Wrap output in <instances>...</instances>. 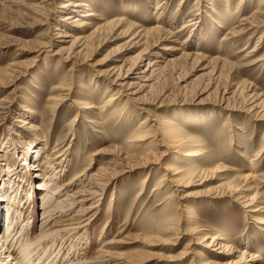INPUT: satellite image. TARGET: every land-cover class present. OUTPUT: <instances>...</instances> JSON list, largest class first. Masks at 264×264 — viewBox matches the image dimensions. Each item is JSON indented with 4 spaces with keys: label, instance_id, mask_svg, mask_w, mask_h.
<instances>
[{
    "label": "rangeland",
    "instance_id": "rangeland-1",
    "mask_svg": "<svg viewBox=\"0 0 264 264\" xmlns=\"http://www.w3.org/2000/svg\"><path fill=\"white\" fill-rule=\"evenodd\" d=\"M19 1L0 0V189L4 180L8 184L4 189L10 184L19 192L12 206L6 199L0 208V222L4 224L10 206L12 214L20 210L13 233L25 224V233L33 239L44 221L37 183L45 177L49 180L46 190L59 188L53 198L69 196L63 208L53 211L45 228L80 224L76 230L57 231L36 241L30 263L233 264L238 260L237 264H264V221L260 222L264 220V183L258 190L263 199L255 198L248 207L242 200L252 196L251 189L241 188L240 199L228 190L217 192L220 183L240 184L239 176L256 166L264 168V113L259 118L256 112L264 108V99L260 101L264 98V59L253 60L264 53V28L251 26L233 39L222 36L260 1L80 0L85 4L73 7L76 11L71 15L89 9L94 13L82 27L63 21L71 8L70 4L60 6L66 0ZM104 20L111 24L105 25ZM59 21L78 38L74 43L71 37L57 36L52 27L61 26ZM184 21L187 26L181 27ZM220 21L226 26L220 27ZM155 24L164 28L165 39L157 42L151 41L157 32L143 36L141 30ZM171 45L176 48L165 50ZM181 50L190 57L181 59ZM157 51L162 53L160 69L150 75L144 71L145 75V57L153 58ZM213 56L219 61L212 60ZM123 79L135 84L124 89L118 84ZM131 90L136 92L134 97ZM114 95L116 102L107 103ZM148 114L157 121L167 116L181 123L210 152L193 163L199 169L192 180L204 181L185 188L196 191L188 197L195 221L174 224L172 230L159 226L177 211L178 191H173L167 202L172 207L165 212L168 191L158 183L163 174L167 176L163 166L176 153L166 149L153 126L146 133L149 123L140 121ZM138 135L144 139L138 144L130 141ZM36 146L42 148L34 172L18 171ZM253 157L257 165H250ZM13 170L20 176L10 183L8 172ZM95 170L113 177L106 185V178L88 179ZM92 180L103 183L100 195L87 192ZM28 190L32 197L27 199ZM212 234L224 238L219 239L222 246L205 245ZM173 235L179 237L175 240ZM220 248L227 252L215 251ZM214 256L216 260L221 257L220 263L212 262Z\"/></svg>",
    "mask_w": 264,
    "mask_h": 264
},
{
    "label": "bare ground",
    "instance_id": "bare-ground-1",
    "mask_svg": "<svg viewBox=\"0 0 264 264\" xmlns=\"http://www.w3.org/2000/svg\"><path fill=\"white\" fill-rule=\"evenodd\" d=\"M19 1V0H18ZM38 1V0H37ZM47 1V0H46ZM249 1H252V0H249ZM260 3L258 4V6H256V8L253 10V12L249 15H240L238 18H237V22H234V23H231L228 27L227 30H225V32L223 33V39H233L234 37H237L238 35H240L241 33H243L244 31H247L249 30V28L251 26H256V27H259V26H262L264 28V7L262 6L263 3H264V0H259ZM20 2V1H19ZM159 2L160 1H157V5H159ZM248 2V1H247ZM63 3V4H61ZM60 6H64V5H68L70 4L71 5V8L69 9V11L66 13V15H64L63 17V21L64 20H68L69 21V24L70 26H79V27H82V26H85L87 25L89 22L87 21V17L94 14L93 12H91V10H87L86 12H80V14H76V15H71L72 12L76 11L73 7H76V6H80V5H84L82 3V1L80 0H74L73 2L69 1V0H66V2H61ZM65 3V4H64ZM161 3V2H160ZM251 3V2H250ZM21 4V3H20ZM23 4V3H22ZM25 4V2H24ZM42 4V3H41ZM48 4V3H47ZM164 4V3H163ZM30 5V4H29ZM27 6V4H26ZM31 8V7H30ZM49 8V7H48ZM32 9V8H31ZM77 9V8H76ZM45 10V9H44ZM32 11V10H31ZM58 11V10H57ZM48 12V11H47ZM65 13V12H64ZM63 13V14H64ZM200 13V12H198ZM197 13V14H198ZM207 14V13H206ZM194 18V17H192ZM191 18V19H192ZM215 19V18H214ZM224 19V18H223ZM106 21V20H104ZM103 21V22H104ZM221 23H219V26L220 27H223V26H226V24L224 23V21H220ZM113 23V22H112ZM184 23V24H183ZM182 24L181 27H185L187 26L186 24V21H184ZM61 26H54L52 27L53 30H57L56 31V34L58 37H71L70 39L73 40V43L78 39L76 36L72 35L73 33L71 32V30H67L66 28H69L68 26H65L64 23L60 22L59 23ZM57 24V25H58ZM100 24V23H99ZM107 24H111V21H106L105 25ZM154 26V25H153ZM217 26V25H215ZM163 27V25H162ZM100 27L98 28H95L94 30H98ZM83 30V29H82ZM142 31V34L143 36L148 34V32L150 31H154V32H157V34H155V38L154 40H151V41H154V42H157V41H160L162 39H165L162 37V32L164 30V28H161V26L159 24H155V27H151L149 28L148 30L144 29V28H141ZM183 30V29H182ZM179 31V29L177 28V30H175V32ZM77 32V31H76ZM141 32V31H140ZM139 32V33H140ZM262 33L264 32V29L261 31ZM49 33V32H48ZM55 34V35H56ZM48 35V34H47ZM89 36V35H88ZM153 36V35H152ZM57 39V38H56ZM59 39V38H58ZM148 40H150L148 38ZM50 41V40H49ZM53 41V40H51ZM49 45V44H48ZM61 45V44H60ZM70 45V44H69ZM58 46V45H57ZM66 46V45H65ZM60 47V46H59ZM71 47V45H70ZM64 48V47H63ZM176 48V47H175ZM172 45L171 47H165V50H171V49H175ZM178 48V47H177ZM245 48V46H244ZM242 47V49H244ZM62 49V48H60ZM77 49V48H76ZM75 49V50H76ZM180 49V48H179ZM240 50V49H239ZM255 48H252L251 51H254ZM57 51V50H56ZM61 51V50H59ZM81 51V50H80ZM79 51V52H80ZM182 51V50H181ZM78 52V53H79ZM167 52V51H166ZM61 53V52H60ZM71 53V52H70ZM82 53V51H81ZM155 53V52H154ZM168 53V52H167ZM166 54V53H165ZM199 53L197 52V54H195V56H197ZM202 54V53H201ZM257 54V52L255 53ZM254 54V55H255ZM162 53L160 52H156V54L153 56V58L151 57L150 59L148 57H145L147 60H146V66L143 68L142 72L146 71V72H149L148 75L150 74H153L155 73L158 69H160L159 67L161 66V62L160 60L158 59L159 56H161ZM190 53L189 52H186V51H182L181 54H179V56L181 57V59L183 58L184 59H187L190 57ZM203 55V54H202ZM174 56V55H173ZM70 57V55H69ZM72 57H73V54H72ZM177 57V56H176ZM175 57V58H176ZM137 58V57H136ZM211 58V57H210ZM163 59V58H162ZM171 59V58H170ZM264 59V53L262 54V56H257L255 57L253 60L254 62H259L261 60ZM171 60H174V57L171 59ZM215 62H218L219 61V57H215L213 56V59ZM168 61H169V57H168ZM166 61V62H168ZM176 61V60H175ZM165 62V63H166ZM172 63V62H171ZM166 65V64H165ZM115 66V65H114ZM164 67V65H163ZM110 68V67H109ZM108 68V69H109ZM167 68V67H166ZM114 68H110L109 70H112V73L114 72L113 70ZM118 69V68H117ZM221 69V68H220ZM116 71V70H115ZM118 71V70H117ZM220 71V70H219ZM15 72V71H14ZM109 72V71H108ZM141 72V71H139ZM166 72V71H165ZM143 74V73H142ZM145 74V72H144ZM146 75V74H145ZM157 75V74H156ZM162 75V74H161ZM104 76V75H103ZM120 76V75H119ZM138 77L140 78V76L138 75ZM143 77V76H142ZM145 77V76H144ZM146 78V77H145ZM144 79V78H143ZM151 79V78H150ZM156 79V78H155ZM129 80V79H128ZM137 80V79H136ZM142 80V78H141ZM113 81V80H112ZM111 81V82H112ZM114 82V81H113ZM138 82V81H137ZM2 83V82H1ZM142 83V82H141ZM152 84V82H150ZM149 83V84H150ZM119 85H121V87H123L124 89H127L129 90V88H131V86H133L135 84L131 83V82H128V81H125L124 82V79H123V82L119 83ZM117 84V85H118ZM133 84V85H131ZM142 85V84H140ZM144 85V83H143ZM138 86V85H137ZM247 86V85H246ZM151 87V86H149ZM122 88V89H123ZM136 88V87H135ZM113 89V88H112ZM141 89V87H140ZM148 89V88H147ZM116 90V89H115ZM136 90V89H135ZM138 90V89H137ZM136 90V91H137ZM144 90V89H143ZM227 90V88H226ZM139 91V90H138ZM228 91V90H227ZM231 91V90H230ZM105 92V91H104ZM125 92V91H124ZM123 92V93H124ZM149 92V91H148ZM225 92V91H224ZM237 92V91H236ZM244 92V91H243ZM246 92V90H245ZM244 92V93H245ZM254 92V91H253ZM252 92V93H253ZM135 91L134 90H131L129 91V94L132 95L133 97L135 96ZM156 93V92H155ZM242 93V91H241ZM251 93V94H252ZM64 94V93H63ZM118 94V93H117ZM121 94V93H120ZM128 94V93H127ZM235 94V93H234ZM243 94V93H242ZM251 94H247L248 96H250ZM256 94V93H255ZM65 95V94H64ZM119 95V94H118ZM122 95V94H121ZM126 95V94H125ZM138 95V94H137ZM136 95V96H137ZM175 95V94H174ZM246 95V94H245ZM61 96V95H60ZM141 96V95H140ZM121 97V96H120ZM139 97V96H138ZM137 97V98H138ZM147 97V96H146ZM149 97V96H148ZM154 97V96H153ZM63 98V97H62ZM126 98V97H125ZM136 98V97H135ZM142 98V97H141ZM144 98V97H143ZM155 98V97H154ZM161 98V97H160ZM164 98V97H162ZM116 99V96H110L108 99H107V103H110V104H113V100ZM133 99V98H132ZM246 99V98H245ZM264 98H262L260 101H262ZM162 100V99H160ZM159 100V101H160ZM104 101V102H105ZM115 101V100H114ZM140 101V100H139ZM142 101V100H141ZM140 101V103H141ZM152 101V100H151ZM164 101V100H162ZM161 101V102H162ZM221 101V100H220ZM251 101V100H250ZM259 101V100H258ZM116 102V101H115ZM127 102V101H125ZM134 102V100H133ZM136 102V101H135ZM143 102V101H142ZM160 102V103H161ZM160 103L158 104V107L160 105ZM250 103V102H249ZM253 103V102H252ZM126 104V103H125ZM140 105V104H139ZM258 106L257 103H254L252 104V106ZM92 105H85L84 108H89L91 107ZM250 107V106H249ZM111 108V107H110ZM123 108V107H122ZM139 108V107H138ZM141 109L143 107H140ZM264 108L262 107L260 110H257L256 112L260 114V116H258L259 118H261V116L263 115L264 113ZM114 111V110H113ZM126 111V110H125ZM144 111V110H143ZM117 112V111H116ZM149 113V112H148ZM258 114V115H259ZM110 115V114H109ZM151 115L148 114L147 116L143 117L142 120L140 121V124L141 123H149V126L145 129V131H147L146 133L149 134L150 130H149V127L153 126V131L159 135H161V142H163L165 144V147L167 150L169 151H173L174 153H176L174 156H171V160L169 162H167V164L164 167L163 170H166L167 171V176L165 174L162 175L161 177V180L160 182L158 183V187H162L164 185V188L163 190L165 191H168L166 192L165 194V201H166V204L164 205V211L166 212L170 207H172L171 205L167 204V202H169L170 198L172 197V194H173V191H178V198H177V204H176V207H177V211L167 217L166 219V222L164 224H161L159 226V228L162 230V228L164 229H167V230H172L170 227H173L174 224L178 225L180 224L182 221H185L189 224H191L193 221H195V212H193V210L191 209V204H189L191 202V200L188 198L189 196L192 195H195L196 191H190V190H186L185 188L187 186H190L191 184H196V183H201L203 182L204 180H199V179H196L195 181L198 180V182H194L192 180L193 177H195L196 175H193L197 172V170L199 169V166L194 164V162L196 161H200V160H203L205 158L208 157V155L210 154V152L208 151V149L205 148V146H203L201 139H196L195 137L193 138V136H191L187 129H185V127L182 126L181 123L179 122H176L174 120H172V118L170 117H167V116H163V118L161 119H157L155 118H151L150 117ZM255 117V116H254ZM151 120L153 121L152 124L151 123ZM30 126H33L32 124H30ZM144 126V125H142ZM140 127V126H138ZM137 128V127H136ZM152 128V127H151ZM133 131V130H132ZM149 131V132H148ZM152 132V131H151ZM153 132V133H154ZM136 133V131H135ZM133 133V134H135ZM145 133V136H147ZM154 135V134H153ZM156 135V134H155ZM158 135V136H159ZM149 136V135H148ZM264 136V135H263ZM132 137V136H131ZM143 137V136H142ZM141 135H138L136 136V138L134 140H130L131 142L134 141L136 144H138V141L140 140V138H142ZM153 138V137H152ZM264 138V137H263ZM144 139V137H143ZM156 139V138H155ZM128 141V140H127ZM129 141V142H130ZM137 141V142H136ZM128 142V143H129ZM142 142V141H141ZM146 145V144H145ZM131 146V145H130ZM136 146V145H135ZM163 146V145H162ZM143 147V146H142ZM145 147V146H144ZM164 147V146H163ZM42 147H39V146H36V148L34 150L31 151V154L26 157L25 159H23V161L21 162L20 164V167H18V171H23L24 169V172L28 173L29 171L31 173L34 172V169L36 168V165L37 164H34L35 163V159H37L40 155V150H41ZM136 148V147H135ZM134 149V148H133ZM130 150V149H129ZM127 150V151H129ZM135 152V151H134ZM124 153V152H123ZM148 153V152H147ZM146 153V154H147ZM57 156V155H56ZM60 156V155H59ZM122 156V155H121ZM127 154L124 153L123 157L126 158ZM130 156V155H129ZM212 156V155H211ZM220 156V155H219ZM119 157V156H118ZM213 157V156H212ZM141 158V157H140ZM154 158V157H153ZM224 158V157H223ZM39 159V158H38ZM121 160V159H120ZM220 160V158H219ZM254 160H256V157H253L251 158V160H249V162L251 161V164L250 165H257L256 163H254ZM122 161V160H121ZM119 163V162H118ZM148 163V162H147ZM259 163V162H258ZM35 165V166H34ZM134 166V165H133ZM132 167V166H131ZM162 167V168H163ZM221 167V166H220ZM251 167V166H250ZM101 169V168H99ZM12 170V169H11ZM33 170V172H32ZM104 170V169H102ZM214 170V169H213ZM210 171V170H209ZM212 171V170H211ZM210 171V172H211ZM58 172V171H57ZM66 172V171H65ZM105 172V171H104ZM7 173V172H6ZM5 174V172H4ZM162 174V173H161ZM3 175V174H1ZM6 175V174H5ZM14 175V176H13ZM83 175V174H82ZM112 175V174H111ZM212 175V174H211ZM8 178L10 179V183H15L16 180L15 178L20 176L17 172V170H13L12 172H8ZM89 178L88 179H91L90 177H94V176H99V178H97L96 180L98 179H103V178H106L105 180V185L107 184V182L109 181V179L113 176L110 177V175L108 177L104 176L103 173L101 171H97L95 170V172H92V174H89L88 175ZM166 176V177H165ZM2 177V176H1ZM22 177V176H21ZM45 178V177H44ZM41 179L37 185H38V188L40 189V191L38 192L39 193V196L37 197L41 202H40V210H41V215H42V219H44L43 221V225L39 226V232L36 236L32 237L29 236L27 233H25V229H26V225L23 224V226L21 225V227L19 228V230L16 232V233H13V230H14V227L16 226V223L17 221L19 220L20 218V213L21 211L20 210H15V213L12 214V212L14 211V209H12V205L14 204V202H16L15 200L17 199V197L19 198L18 195V188L14 187L13 188V185H10L9 184V189H4V186L8 185L6 184V182L3 180V184H1V186H4L0 189V208L4 205V203H6V199H8L10 201V208L7 210L6 209V212H5V220H4V224L1 225V222H0V264H6V262H9V264H31L30 263V255H31V251L33 250L32 248V245L36 242V241H39L40 239H43V237L46 238L47 235H50L52 233H57V231H63L65 229H74L76 230L80 224H72V223H63L65 224L63 226V228H59V229H56V230H51V229H48V228H45L47 227L49 224H50V221L49 219L51 218V216L53 215V211L56 210V208L58 207H61L63 208L64 207V204H66V199L69 197L67 195H64L65 197H61V195H57L53 198V195L56 194V191L59 192V188H53L51 190H46L49 186H48V181L45 180V179ZM240 179V184H228L227 182L226 183H220L219 186H221V189L218 190V195L220 194H225L226 190H228V192H230V195H235L237 194V192L243 188V189H251V191H253V194L252 196H250L249 198L247 199H244L242 200L243 201V204L244 207H248L249 205L253 204L252 202L254 201L255 198H258L260 197L261 200L263 199V196H262V193L261 191H258L259 188H260V185L261 183L263 184L264 183V168H259V166H256L255 170L253 172H249V173H245L243 174L241 177L239 176L238 177ZM18 179V178H17ZM31 179V178H30ZM49 179V178H48ZM78 179V178H77ZM87 179V178H86ZM95 179V178H94ZM160 179V178H159ZM158 179V180H159ZM18 181V180H17ZM56 182V181H55ZM79 182V181H78ZM87 182V181H86ZM164 182V184H163ZM66 183V182H65ZM68 183V182H67ZM72 183V182H71ZM70 183V184H71ZM51 184V183H50ZM78 184V183H76ZM88 184V183H87ZM101 184H103L101 181H90V186L87 190V192H89L90 194H92L93 196L94 195H100L102 192H103V188H104V185L102 186ZM68 185V184H67ZM79 185V184H78ZM82 185V184H81ZM89 185V184H88ZM84 186V185H83ZM83 186H80L82 187V189L84 190V187ZM217 186V187H219ZM243 186V187H241ZM181 187V188H180ZM20 188V187H19ZM67 188V187H66ZM173 188V189H172ZM69 189V188H68ZM77 191V190H76ZM185 191H188V192H185ZM57 192V193H58ZM74 192V190H73ZM86 192V191H83V193ZM157 192V191H156ZM163 192V191H161ZM66 193V192H65ZM88 193V194H89ZM75 194V193H74ZM78 194V193H77ZM81 194V193H80ZM30 195H31V191L28 190V194L26 195V198H30ZM79 195V194H78ZM86 195V194H85ZM91 195V196H92ZM75 195H73L74 197ZM92 196V197H93ZM174 196V195H173ZM236 196L237 199H240L241 198V195L240 194H237ZM32 197V195H31ZM63 198V199H60ZM77 197V196H76ZM89 197V196H88ZM56 198H58L56 200ZM173 198V197H172ZM72 199V198H70ZM81 200V198L79 199ZM74 201V200H73ZM162 201V200H161ZM164 201V202H165ZM70 202L69 203V207L72 206L73 202L72 201H68ZM160 203V202H159ZM262 203L264 204V201H262ZM81 204V203H80ZM91 204V203H90ZM164 204V203H163ZM264 206V205H263ZM162 207V206H161ZM77 208V207H76ZM80 208V206H79ZM78 208V209H79ZM87 208V207H86ZM72 209V208H71ZM82 209V208H81ZM89 209V208H88ZM179 209V210H178ZM259 209V207H256V209L254 210H257ZM77 210V209H76ZM87 210V209H86ZM252 210V211H254ZM81 211V210H80ZM59 212V211H58ZM76 212V211H75ZM60 213V212H59ZM63 213V212H62ZM61 213V214H62ZM72 213V212H71ZM78 213H79V210H78ZM60 214V215H61ZM64 215V214H63ZM71 215V214H70ZM69 215V216H70ZM58 216V215H57ZM75 217V216H74ZM179 217V219H177ZM77 218V217H76ZM54 219V218H53ZM84 221V220H83ZM264 220H260V222H263ZM77 222V221H76ZM29 223V222H27ZM80 223V222H79ZM84 225V224H82ZM28 226V225H27ZM45 228V229H44ZM48 229V230H47ZM3 230V231H2ZM198 230H204V229H201V228H198ZM71 231V230H70ZM55 233V234H56ZM60 233V232H59ZM68 233V232H67ZM69 234V233H68ZM72 235V234H71ZM57 236V235H56ZM174 236V235H173ZM172 236V237H173ZM48 237V236H47ZM69 237V236H68ZM179 236L176 235L174 236L175 240L176 238H178ZM209 237V236H207ZM58 238V237H57ZM86 238V237H85ZM84 238V239H85ZM219 239H224V238H219V235H216V234H212L210 237H209V240L205 243V245L207 246H212V245H215V244H219L221 245V241ZM69 240V238H68ZM61 241V240H60ZM61 243V242H60ZM109 243V242H108ZM38 244V243H37ZM37 244L34 246V248L37 246ZM40 244V243H39ZM51 245V244H50ZM101 246V245H100ZM222 246V245H221ZM16 247V248H15ZM49 247V246H48ZM71 248V247H70ZM215 247H211V249L214 250ZM68 251V250H67ZM217 252L221 251L222 253H226L227 251L222 249H218V250H215ZM106 254V252H105ZM104 254V255H105ZM108 254V253H107ZM41 255V254H40ZM51 256V255H49ZM78 256V255H77ZM32 258V257H31ZM50 258V257H49ZM100 258V256H99ZM109 258V257H108ZM142 258V257H141ZM56 259V257H55ZM106 259V258H104ZM144 259V258H143ZM220 259L221 257L216 260L215 259V256H214V263H220ZM39 260V259H38ZM33 261V260H32ZM109 261V260H108ZM251 261V260H250ZM84 262V261H83ZM97 262V261H96ZM239 261L238 260H235V262L233 264H237ZM252 262V261H251ZM72 263V262H71ZM82 263V262H81ZM90 262L88 261L86 263V261L83 263V264H89ZM42 264V263H41ZM44 264H52L51 261H46ZM64 264V263H63ZM70 264V262H69ZM101 264V263H100ZM202 264H204V262H202Z\"/></svg>",
    "mask_w": 264,
    "mask_h": 264
}]
</instances>
